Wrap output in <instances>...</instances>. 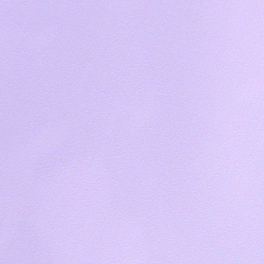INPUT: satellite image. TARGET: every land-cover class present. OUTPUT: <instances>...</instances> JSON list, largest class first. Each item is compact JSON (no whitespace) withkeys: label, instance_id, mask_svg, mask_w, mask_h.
I'll list each match as a JSON object with an SVG mask.
<instances>
[{"label":"snow or ice","instance_id":"snow-or-ice-1","mask_svg":"<svg viewBox=\"0 0 264 264\" xmlns=\"http://www.w3.org/2000/svg\"><path fill=\"white\" fill-rule=\"evenodd\" d=\"M0 264H264V0H0Z\"/></svg>","mask_w":264,"mask_h":264}]
</instances>
